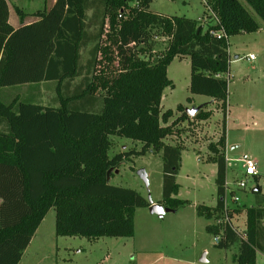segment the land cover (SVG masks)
<instances>
[{
    "label": "trees",
    "instance_id": "trees-1",
    "mask_svg": "<svg viewBox=\"0 0 264 264\" xmlns=\"http://www.w3.org/2000/svg\"><path fill=\"white\" fill-rule=\"evenodd\" d=\"M205 1L220 26L203 31L199 21L149 12L153 0H55L49 9L28 15L33 23L14 29L7 3L0 0V93L27 87L33 94L0 101V264L20 262L51 209L56 237H132L135 210L150 204L133 190L109 185L106 177L132 155L161 154L162 205L172 210L185 205L173 199L182 146L163 141L179 123L205 121L211 113L205 106L192 117L182 105L175 112L161 110L163 91L172 87L167 68L175 58H189V93L220 104L224 114L220 148L209 145L216 205L196 207L197 216L215 218L227 173L229 54L227 41L209 32L221 27L228 40L260 27L238 0ZM243 1L264 24V0ZM15 12L24 16L16 7ZM203 17L210 15L205 11ZM157 36L165 37L167 46L151 59ZM46 83L54 88L41 86ZM110 137L142 148L109 158ZM245 216L246 239L227 228L216 247L236 244L233 261L256 264L257 252L264 253V199ZM205 230L212 236L220 231L214 225Z\"/></svg>",
    "mask_w": 264,
    "mask_h": 264
},
{
    "label": "rangeland",
    "instance_id": "rangeland-1",
    "mask_svg": "<svg viewBox=\"0 0 264 264\" xmlns=\"http://www.w3.org/2000/svg\"><path fill=\"white\" fill-rule=\"evenodd\" d=\"M51 0H7L11 11L15 7L31 14L48 7ZM258 23L256 33L230 37L228 43L229 65L227 80L228 114L225 121L227 140L226 181L235 188V178L241 179L244 171L239 160L247 156L256 162V179L249 178L244 192H237V205L234 225L244 231L245 210L256 206L264 198V24L253 10L238 0ZM205 0H153L149 12L165 16L185 17L198 21L203 19ZM25 15V17H28ZM201 23L203 30L211 19ZM205 24V25H204ZM167 39L157 36L151 59L162 55ZM252 55L251 63L245 57ZM87 58V49L83 51ZM167 78L172 87L163 91L161 110L173 111L178 105L185 110L205 106L211 116L205 121H190L178 124L174 135L163 143L182 146L175 184L178 192L173 199L185 205L165 213L162 217L151 214L148 208L135 210L133 218L134 234L130 238L56 237L54 233V210L45 218L30 241L18 264H235L232 260L237 253L236 244L228 248H218L213 236L205 227L214 220L198 217L196 207H212L216 204V166L212 163L209 145L219 150L222 134L223 113L211 99L189 93L190 62L188 57L175 58L167 68ZM54 88V84L41 85ZM17 95L25 96L22 89L0 93V101H8ZM26 97V96H25ZM24 97V98H25ZM45 94L42 95V98ZM190 98L191 102L187 103ZM194 116V115H193ZM174 119L169 121L172 123ZM111 148L108 157L129 151L139 152L140 143L125 138L110 137ZM143 170L147 186L138 176ZM108 184L130 189L152 204L162 205L163 162L161 154L147 152L143 156L132 155L111 172ZM259 187L260 193L254 192ZM229 205V204H228ZM230 206V205H229ZM256 264H264V253L257 252Z\"/></svg>",
    "mask_w": 264,
    "mask_h": 264
},
{
    "label": "built area",
    "instance_id": "built-area-1",
    "mask_svg": "<svg viewBox=\"0 0 264 264\" xmlns=\"http://www.w3.org/2000/svg\"><path fill=\"white\" fill-rule=\"evenodd\" d=\"M137 3L133 4L136 5ZM204 8L205 11L208 12L210 15V19L212 21L213 26H220L218 19L215 17V15L212 13V11L209 9V7L206 5V1L204 2ZM212 36H215L216 39H224L226 41L227 37L223 31V29L220 27L217 31L211 30L209 32ZM248 61H253L254 57L252 55L247 56ZM225 160H227L225 158ZM242 162L244 171L241 174V179L236 181L235 179V188H231L229 186V183L226 181L225 182V187H224V196L222 198V206L220 211L215 214L214 220V226L217 227L220 231L219 234L213 236V242L215 243V246L220 244V242L223 240V231L226 230L227 228L231 230L240 240H245L246 239V234L245 230L240 231L238 226L234 225V220L236 217V212H237V205L239 204L238 197L236 196L237 192H244L246 188V184L249 180V178L256 176V162L253 161L252 159L248 158L247 156H243L240 160ZM230 206H229V205Z\"/></svg>",
    "mask_w": 264,
    "mask_h": 264
},
{
    "label": "crops",
    "instance_id": "crops-1",
    "mask_svg": "<svg viewBox=\"0 0 264 264\" xmlns=\"http://www.w3.org/2000/svg\"><path fill=\"white\" fill-rule=\"evenodd\" d=\"M6 1V3H7V0H5ZM55 2V0H51L50 1V3H49V6L48 7H46V6H44V9L45 10H47V9H49L51 6H52V4ZM7 6H8V22H9V24L14 28V29H17V28H19L20 26H22V25H29V24H31V23H33L34 21H35V19L34 18H31V17H25V15H27V14H25L24 12H22L23 14H24V16L22 17V18H19V16L16 14V12L15 11H11V9H10V6H9V4L7 3ZM44 9H42V10H44ZM21 11V10H20ZM32 14V13H31ZM28 15H30V14H28ZM27 15V16H28ZM185 18V17H184ZM205 19V17H203V19L201 20V18L198 20L199 22H201V23H206V21L204 20ZM205 25V24H204ZM206 30V29H205ZM205 30H203V31H205ZM90 47H88L87 48V51H88V49H89ZM228 51V50H227ZM81 56H82V60L84 61L85 59L83 58V52L81 53ZM235 60L234 61H230L229 62V65H231L232 63H234L236 60H237V57H235L234 58ZM245 61L246 62H248V63H251L252 61H248L247 60V57H245ZM23 90H22V93L26 96V97H32L33 96V94L31 93V92H29L30 90L29 89H27V87H23L22 88ZM29 90V91H28ZM212 103L213 104H218V103H215L214 101H212ZM218 105H220V104H218ZM228 103H227V101H226V111H225V121H226V119H227V114H228ZM192 121V120H191ZM224 121V122H225ZM226 130V129H225ZM226 150H227V140H226V132H225V158L227 159V156H226ZM228 160V159H227ZM227 160H226V163H227ZM236 179V178H235ZM158 204V203H157ZM160 205V204H159ZM216 205V204H215ZM215 205L214 206H212V207H208V208H214L215 207ZM199 217V216H198ZM214 223V222H213ZM211 225H213V224H211ZM209 226V225H208ZM37 231V230H36ZM36 233V232H35ZM35 235V234H34ZM34 237V236H33ZM33 239V238H32ZM31 239V240H32ZM237 246V245H236ZM256 257H257V254H256ZM233 260V259H232ZM256 260H257V258H256ZM234 262V261H233ZM235 263V262H234ZM236 264V263H235Z\"/></svg>",
    "mask_w": 264,
    "mask_h": 264
},
{
    "label": "water",
    "instance_id": "water-1",
    "mask_svg": "<svg viewBox=\"0 0 264 264\" xmlns=\"http://www.w3.org/2000/svg\"><path fill=\"white\" fill-rule=\"evenodd\" d=\"M199 30L200 29H198L197 31H199ZM200 108L201 107H198V108H195V109H192V110H186V113L190 117H192L195 113H197L199 111ZM111 172H112L111 170H109L107 172V175H106L107 180H109V177H110L109 175H110ZM137 174L144 181L145 185L147 186L146 175H145L144 171L143 170H140V171H138ZM257 191H259V189L258 188H255V192H257ZM148 203L150 204V206L148 208L149 209V212L151 214L158 215L159 217H162L165 213H173L174 212V210H172L170 208H163L159 204H152L151 202H148Z\"/></svg>",
    "mask_w": 264,
    "mask_h": 264
}]
</instances>
